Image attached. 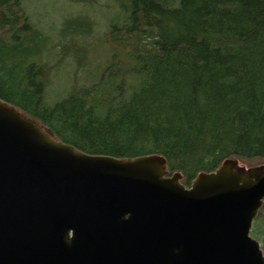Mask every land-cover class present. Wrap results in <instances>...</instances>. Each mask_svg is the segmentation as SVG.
Listing matches in <instances>:
<instances>
[{"label": "trees", "instance_id": "16d2710c", "mask_svg": "<svg viewBox=\"0 0 264 264\" xmlns=\"http://www.w3.org/2000/svg\"><path fill=\"white\" fill-rule=\"evenodd\" d=\"M119 10L103 71L50 104L48 40L22 0H0V99L86 154L163 156L186 187L227 160L264 165V0H122ZM92 27L80 17L65 36ZM253 236L264 251V204Z\"/></svg>", "mask_w": 264, "mask_h": 264}, {"label": "water", "instance_id": "95a60500", "mask_svg": "<svg viewBox=\"0 0 264 264\" xmlns=\"http://www.w3.org/2000/svg\"><path fill=\"white\" fill-rule=\"evenodd\" d=\"M182 180L163 156L86 154L0 99V264H264V165Z\"/></svg>", "mask_w": 264, "mask_h": 264}, {"label": "rangeland", "instance_id": "374dc122", "mask_svg": "<svg viewBox=\"0 0 264 264\" xmlns=\"http://www.w3.org/2000/svg\"><path fill=\"white\" fill-rule=\"evenodd\" d=\"M121 2L122 0H22V8L30 22L48 40L46 55L52 57L49 60L52 70L47 90L50 104L64 97L75 80L79 79V85L91 84L93 82L89 79L94 80L103 71L107 60L111 58L105 35L113 23L121 20ZM80 17L92 22V31L83 36H65V32H74L76 20ZM251 235L263 248V237H254L253 229Z\"/></svg>", "mask_w": 264, "mask_h": 264}]
</instances>
